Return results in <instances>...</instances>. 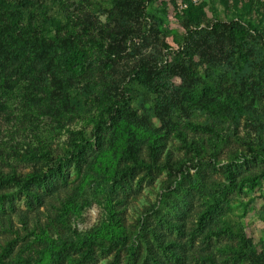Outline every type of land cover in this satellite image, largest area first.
I'll list each match as a JSON object with an SVG mask.
<instances>
[{
	"label": "trees",
	"instance_id": "obj_1",
	"mask_svg": "<svg viewBox=\"0 0 264 264\" xmlns=\"http://www.w3.org/2000/svg\"><path fill=\"white\" fill-rule=\"evenodd\" d=\"M203 1L192 4L190 0H183L187 6L182 12L197 10L198 16L191 20L193 33L188 31L182 53L174 56V66L166 65L158 70L150 62L153 55L137 54L135 58L132 54L134 65L128 68V73L115 78L116 62L122 57L125 41L136 29V24L140 33L139 18L144 17L149 0H110L107 17L111 23L101 28H97V18L94 17L98 10L69 13L67 9H62L63 14L56 16L46 0H0V164H7L11 160L10 171L5 172L0 167V186L13 184L28 196L29 205L31 199L32 204L42 206L46 195L55 193V183L59 179L65 181L62 168L66 163L57 166L60 153H54L49 140L38 136V130L51 128L57 133L65 130L66 120L80 117L88 118L94 124L95 131L93 144L83 135V131L76 133L68 129L70 134L81 136L80 141L64 149V153L71 156L78 167L87 163L88 155L94 152L93 148L97 152H104V123H109L106 130L112 129V136L108 140L110 146L116 132L120 131L125 136L121 154L124 165H110L105 171L108 184L112 182L116 189L144 164L141 144L145 139L134 133L133 125L140 127L145 135L148 132L154 148L157 145L163 147L169 133L176 131L173 121V114L176 113H181L187 119L195 114L204 116L202 129L210 134L207 140L214 150L215 141H223L225 132H235L245 116L246 127L255 133L257 144L253 149L247 147L254 156H263L264 49L258 44L243 41V25L237 20H213L204 25L200 18L204 12L199 8ZM228 1L246 2L247 13L251 15L255 7V12L264 16V3L254 0H224L223 3ZM151 18L155 25L147 32L149 36L156 37L160 32L158 27L161 20L155 16ZM225 32L226 35L223 34ZM224 47L228 48L225 52ZM97 54L103 57V64L93 66L89 59ZM161 76L179 78L181 83L169 87L162 82ZM129 77L131 81L127 80ZM158 87L166 91L163 101L155 102L153 115L150 113L139 117L137 111L131 109L130 101L140 97L146 104L143 101L148 96L146 90ZM12 106H15L14 110ZM2 117L9 123L7 127L12 126V130L2 125ZM154 117L159 123L152 130L150 122ZM42 118L48 123L41 124ZM3 130L7 132L1 136ZM25 133L30 142H35L34 145L19 138ZM189 141L188 144L195 147L196 152L200 145H205V139ZM244 142L247 143V139ZM157 151L156 148L151 156L154 165L159 159ZM238 154L242 155L234 152L233 156ZM212 157L211 160H216L215 151ZM166 160L169 164L168 156ZM25 161L33 162L32 171L27 175L17 169L18 164ZM68 161L70 159L65 162ZM45 168L48 173L43 172ZM188 171L185 165L171 170L177 179L161 195L164 198L162 204L170 196H176V201L169 205V210L175 215L176 209L181 210L179 201L185 202V196L191 192L185 186V182H189ZM227 181L228 185L217 190L211 197L212 203L201 214L198 221L200 227L209 216L220 212L219 200L225 199L227 193L235 188L236 183L231 175ZM111 189L108 186L109 194L101 195L102 215L97 225L89 231H78L70 225L71 212L78 214L85 204L78 201L76 192L70 195L69 207L64 205L54 215L43 214V222L38 218L29 226L24 214L18 213L21 230L11 221L6 224L1 218V228L13 237L1 245L0 264H90L95 249L115 250L112 264H118L121 252L127 255L126 264H164L163 259L184 264L179 260L181 254L177 250L181 243L160 234L158 227L148 226L147 219L142 221L135 242L132 240L114 212L115 206L111 200L114 186ZM2 198L4 196L0 195V200ZM161 221L168 227L174 226L168 218L161 217ZM226 230L231 231L227 224ZM237 235L241 242L224 245L223 250L233 254L237 260H245L247 264H264L263 243L254 244L251 238H244L240 231L235 233ZM151 239L154 244H151ZM18 242L17 251H13V245ZM141 244L145 247L143 254L139 251ZM153 246L161 251L153 249ZM205 261L216 264L211 255L205 256Z\"/></svg>",
	"mask_w": 264,
	"mask_h": 264
},
{
	"label": "rangeland",
	"instance_id": "obj_2",
	"mask_svg": "<svg viewBox=\"0 0 264 264\" xmlns=\"http://www.w3.org/2000/svg\"><path fill=\"white\" fill-rule=\"evenodd\" d=\"M223 2L224 0H204L202 2L199 8L201 7L204 12V16L200 17L204 25L213 20L226 22L237 20L243 25L244 33L241 36L243 41L252 45L258 44L260 48L264 49L263 14L255 12L256 8L253 7L250 15L246 9L248 4L243 1H228L226 4ZM46 4L56 16L63 14L62 9H67L69 13H75L79 10L92 13L94 10H98L99 13L96 12V16H94L97 18L95 19L97 28L105 27L111 23L107 17L108 9L111 7L110 0H46ZM183 4V0H149L144 17L139 18L140 33L136 24V29L128 35L125 41L122 57L116 62V69L114 68L115 78L128 73V68L134 65L135 59L132 54L136 56L135 58H137V54L141 56L153 55L154 57L150 62H153L158 70L166 67V65H175L174 56L182 53L184 38L188 31H193L191 20L198 16L197 10L182 12L181 5ZM151 16L161 20V25L158 27L160 32L156 37L149 36L147 32L155 25ZM60 18L63 19L62 16ZM248 26L251 27L247 28ZM226 33L223 34L226 35ZM227 49L224 47L223 51L225 52ZM262 51L264 52V50ZM102 58L101 55H94L89 59V63L93 66L101 65L103 64ZM198 71L200 72L201 68ZM160 79L169 87L178 86L181 83L179 78L175 77L161 76ZM127 80L131 81L132 78L129 77ZM147 92L148 96L143 100L146 104L142 102L140 97L135 101H130L131 109L136 110L139 117L141 115L147 116L150 113L153 115L152 109L155 102L163 101V94L166 91L158 87L152 90L147 89ZM12 109L14 110L15 106H12ZM69 120L64 123L65 130L57 133L51 128H46L48 132L46 129L38 130V136L49 140L54 153H60L57 166L61 167L63 163H66L65 168H62L65 181L59 179L55 183V193L47 194L42 206L37 203L32 204L31 199H29V205L28 196L13 184L0 186V195L4 196L0 200V219L2 218L6 224L11 221L21 230L18 213L24 214L29 221V226L38 218H40V222H43L45 214L54 215L66 204L69 207L70 195L76 192L79 196L78 201L81 200L85 204L79 209L78 214L71 212L69 215L71 216L70 225L78 231H89L97 225L102 215L101 195H108V186H110V190L114 186L115 192L111 195V200L115 206L114 212L120 217V223L129 231L132 240L135 242L142 221L147 219L148 226L158 227L160 234L162 233L165 237H171L181 243L177 250L178 254H181L179 260L183 261L184 264H209L205 261L207 255L213 256L216 264H247L245 260H237L233 254L223 250L224 245H237L241 242L239 235L235 236L237 231L242 232L244 238H251L254 244L262 242L264 245V155L261 157L254 156L252 150L247 147L250 146L253 149L256 148L257 144L255 133L246 127L245 116L240 120L235 132H225L223 141L221 139L216 140L218 142L215 141L216 150H214V146L207 140L210 134L202 129L204 128L202 126L205 121L204 116L195 114L192 118L187 119L181 113L173 114L176 131L169 133L163 147L156 146L158 150L156 155L159 157L156 165L151 160L153 151L156 149L151 144L152 137L149 136L148 132L145 135L140 127L133 125L134 133L145 139L143 140L144 144H141V157L144 164L118 189L112 182L110 185L108 184L109 178L105 171L109 169L110 165L113 167L124 165L121 154L125 136L120 131L116 132L110 146L108 140L112 136V129L106 130L109 128V123H104L102 125L103 138L105 139L104 152H97L96 148H93L94 152L88 155L87 163L78 167L75 161L71 160V156L64 153V149L66 146L80 141L81 136L70 134L68 129L76 133L83 131V135L85 134V137L94 144L93 132L95 128L88 118L80 117ZM1 121L4 127L12 130V126L7 127L9 123L4 117ZM47 123L48 120L45 119L41 122V124ZM158 123V119L154 117L150 122V129L154 130ZM121 124L123 123L121 122ZM6 132L3 130L1 136H4ZM19 138L22 141L32 143V145L35 144L34 141L30 142L27 133L21 134ZM190 139L194 141L205 139V145H200L198 152H196V148L188 144ZM246 139L250 145L244 142ZM185 140L188 143H185ZM214 151L216 160H211ZM234 152L242 155L233 156ZM166 156L169 158V164H167ZM67 159L70 161L65 162ZM10 161L7 164H0L3 171H10ZM126 164L129 165V162ZM32 165L33 162L25 161L19 163L17 169L23 175H27L31 173ZM180 165H185L189 169V182L186 181L185 186L191 192L185 196V202L179 201L181 210L176 209L177 215H175L169 210V205L173 203L172 201L176 199V196H170V199L166 201L167 203L162 204L164 198L161 195L165 193L167 186L177 179L176 174L172 173L171 170ZM47 171L45 168L43 172L48 173ZM230 175L235 180V188L227 193L225 199L219 200L220 212L209 216L200 227L198 221L201 214L212 203L211 197L217 190L228 185L227 179ZM161 217L170 219L174 226L168 227L165 223L163 224ZM226 224L232 232L226 230ZM12 237L1 228L0 224V249L1 245H4L5 241L12 239ZM151 244H154L152 239ZM19 245L20 242L13 245V251H17ZM144 248L142 244L139 246V251L142 254ZM152 248L161 251L154 246ZM114 255L115 250L95 249L90 264H112ZM126 257L125 252H121L118 264H126ZM163 262L164 264H182L176 260L165 261L163 259Z\"/></svg>",
	"mask_w": 264,
	"mask_h": 264
},
{
	"label": "built area",
	"instance_id": "obj_3",
	"mask_svg": "<svg viewBox=\"0 0 264 264\" xmlns=\"http://www.w3.org/2000/svg\"><path fill=\"white\" fill-rule=\"evenodd\" d=\"M254 1L264 3V0H254ZM199 2L200 0H190V3L192 4H198ZM186 6H187L186 4L181 5V10L185 9Z\"/></svg>",
	"mask_w": 264,
	"mask_h": 264
}]
</instances>
